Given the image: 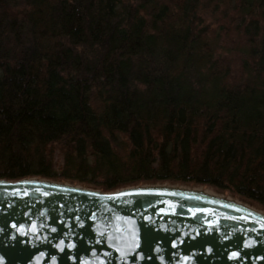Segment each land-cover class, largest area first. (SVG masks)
Here are the masks:
<instances>
[{"label":"trees","instance_id":"16d2710c","mask_svg":"<svg viewBox=\"0 0 264 264\" xmlns=\"http://www.w3.org/2000/svg\"><path fill=\"white\" fill-rule=\"evenodd\" d=\"M0 178L264 208V0H0Z\"/></svg>","mask_w":264,"mask_h":264},{"label":"water","instance_id":"95a60500","mask_svg":"<svg viewBox=\"0 0 264 264\" xmlns=\"http://www.w3.org/2000/svg\"><path fill=\"white\" fill-rule=\"evenodd\" d=\"M0 264H264V213L187 186L0 178Z\"/></svg>","mask_w":264,"mask_h":264},{"label":"rangeland","instance_id":"374dc122","mask_svg":"<svg viewBox=\"0 0 264 264\" xmlns=\"http://www.w3.org/2000/svg\"><path fill=\"white\" fill-rule=\"evenodd\" d=\"M205 20L207 22V24H205V25H207V26L210 25V27L215 28L212 19H206L205 18ZM224 58H225L224 59L225 62L228 61L230 63H233L234 66H232L231 68H232V70H234V73H236L239 70V67L236 66V62H238V59H237L236 54L230 52L228 55H225ZM73 185H76V184H73ZM149 185H151V184H149ZM154 185H178V186H187V185L169 184V183H166V184H154ZM79 186H82V185H79ZM82 187H84V186H82ZM187 187L195 188V189H200V190L206 191V192L211 193V194L221 195V196L226 197V198H231V199L237 200V201L242 202V203H244V204H246L248 206H251V207H253V208L257 209V210H260V211H262L264 213V208H262L261 206H259L256 203L247 201V200H245V199L237 196L236 194H233V193H230V192H227V191L220 192L219 190L214 189V188H211V187L193 186V185H188Z\"/></svg>","mask_w":264,"mask_h":264}]
</instances>
